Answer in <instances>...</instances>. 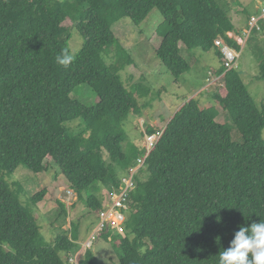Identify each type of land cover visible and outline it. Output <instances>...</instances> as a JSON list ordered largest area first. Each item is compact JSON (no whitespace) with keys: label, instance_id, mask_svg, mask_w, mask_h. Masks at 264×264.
Here are the masks:
<instances>
[{"label":"trees","instance_id":"1","mask_svg":"<svg viewBox=\"0 0 264 264\" xmlns=\"http://www.w3.org/2000/svg\"><path fill=\"white\" fill-rule=\"evenodd\" d=\"M153 10L163 18L155 54L176 80L190 70L183 48L216 50L225 94L213 100L232 114L239 142L229 125L216 121V112L191 99L150 152L145 146L124 149L123 122L138 104L119 72L135 60L121 46L117 66L106 57L117 42L113 27L124 19L137 27ZM233 22L228 5L218 0H0V264H101L91 248L78 256L73 223L69 230L59 227L51 241L44 236L33 208L46 189L23 206L25 190L4 179L21 166L36 175L52 164L58 168L68 189L96 212L90 239L111 245L116 264H218L239 225L264 219V110L237 67L225 72L215 47L220 38L239 54L242 45L234 37L243 40L242 35L250 44L252 29L240 35ZM73 28L83 39L74 58L67 51ZM58 57L69 62L61 65ZM263 59L260 51L264 82ZM79 85L95 92L94 106L71 98ZM154 133L148 128L145 136ZM140 159L144 165L122 212V231L110 224L99 229L105 208L100 192L110 197ZM57 203L59 217L67 218L65 206Z\"/></svg>","mask_w":264,"mask_h":264},{"label":"rangeland","instance_id":"2","mask_svg":"<svg viewBox=\"0 0 264 264\" xmlns=\"http://www.w3.org/2000/svg\"><path fill=\"white\" fill-rule=\"evenodd\" d=\"M218 1L220 4L228 5L235 28L237 24L240 35L248 32L250 17L259 16L261 9H264V0ZM120 22L122 23L113 27L117 42L114 46H109L106 62L109 65L110 63L115 66L118 65L116 62L119 61V52L116 49L119 46L125 49L127 54L135 60V65L125 66L126 68H123L119 75L124 87L128 92L134 94L138 104V109L135 112L132 111L123 122L122 130L126 137L123 143L124 149L129 150L133 146L143 151L145 146L147 152L151 151L148 146V137L153 134L145 136L147 129L153 128L154 134H159L155 135L156 144L161 135V130L165 128L168 121L182 105L191 99L199 101L202 108L216 112L218 114L216 121L220 124L229 125L232 129L233 140L239 142L240 135L232 122V114L223 110L213 100L216 94H220V92L225 94L224 76L217 74L221 68V61L216 50L202 52L199 49L186 50L183 48L182 55L189 64L190 70L176 80L155 54L161 42L160 25L163 23L159 11L153 10L147 19L137 27L133 26L128 19ZM259 27L260 30L257 33L250 32L249 39L251 41L249 45L245 44L244 35L241 36L244 41L236 38L238 44L242 45L236 70L255 104L260 110H264V82L259 79L260 68L258 63L259 52L264 54V20L260 21ZM68 35L70 39L67 42V51L74 58L82 48L83 39L74 28ZM123 59L125 62L126 57L124 56ZM71 98L86 107L94 106L98 100L95 92L87 85L77 86L71 94ZM74 125L76 127L78 123L72 126ZM262 137L264 139V129ZM139 165L143 166L140 163ZM142 168L135 170H138L137 174ZM23 169H25L23 166L19 167L18 171L11 176H5L4 179L10 185L15 182L25 190V196L21 197L23 206H27L31 196L46 189L47 192L43 201L36 210L33 208L34 212L39 213V224L44 236L51 241L59 227L63 230H69L70 224L73 223L77 227V243L81 245V250L77 253L80 258L86 250L91 248L101 264H116L118 258L111 245L101 237L94 242L90 239L93 238L98 222L96 212L88 208L75 193L68 189L58 168L52 164L47 172L39 175L33 174L29 170L22 171ZM128 170L122 174L121 178L127 175ZM145 174L140 172L139 175L145 176ZM112 194L107 197L105 189L100 192V199L104 201V207L109 203L108 199L111 198ZM86 195V192L82 193V197H86ZM57 201L65 206L68 213L67 218L59 217L61 209ZM109 259H111L110 262Z\"/></svg>","mask_w":264,"mask_h":264},{"label":"built area","instance_id":"3","mask_svg":"<svg viewBox=\"0 0 264 264\" xmlns=\"http://www.w3.org/2000/svg\"><path fill=\"white\" fill-rule=\"evenodd\" d=\"M261 20H264V9L261 10V13L259 16H252L249 20V27L252 30L259 31V23ZM251 30V31H252ZM228 36L232 39L233 36L228 34ZM235 38V37H234ZM236 39V38H235ZM215 47L220 52L222 60H223V66L226 71L235 69L237 67V60L239 58V54L236 52L234 48H232L230 45L225 43L222 39L218 38L215 41ZM161 134V133H160ZM159 134H153L150 137H148V146L152 150L154 148V144L156 141V136ZM150 152V150H149ZM140 164L144 165V160H139L136 167L129 169V172L126 176H124L121 179V187L116 190L114 194H112L111 198L109 199V203L105 206L104 210L100 213V229H103L104 224L106 225H112L113 227H116L121 230V226L123 225L125 221V216L123 215V211L127 208V201L129 198V195L132 190L135 189L136 183H135V175L137 174V171H135L137 168H142ZM110 220L112 223H110ZM71 262H73L71 260Z\"/></svg>","mask_w":264,"mask_h":264},{"label":"clouds","instance_id":"4","mask_svg":"<svg viewBox=\"0 0 264 264\" xmlns=\"http://www.w3.org/2000/svg\"><path fill=\"white\" fill-rule=\"evenodd\" d=\"M57 60L61 65L69 62L67 57ZM218 257V264H264V219L239 225L229 246Z\"/></svg>","mask_w":264,"mask_h":264},{"label":"crops","instance_id":"5","mask_svg":"<svg viewBox=\"0 0 264 264\" xmlns=\"http://www.w3.org/2000/svg\"><path fill=\"white\" fill-rule=\"evenodd\" d=\"M234 23V22H233ZM234 26H235V24H234ZM236 27H237V24H236ZM230 35L231 36H234L235 35V33L234 32H232V33H230ZM235 38H237V37H235Z\"/></svg>","mask_w":264,"mask_h":264},{"label":"bare ground","instance_id":"6","mask_svg":"<svg viewBox=\"0 0 264 264\" xmlns=\"http://www.w3.org/2000/svg\"><path fill=\"white\" fill-rule=\"evenodd\" d=\"M262 10V9H261ZM240 48V47H239ZM225 69V68H224ZM237 69V68H236ZM225 72H226V70H225ZM128 172V171H127ZM74 192V191H73ZM110 223H112V221H110ZM101 224V223H100ZM100 226V225H99ZM100 229V228H99ZM106 229V228H105ZM83 250V249H82ZM79 256V255H78Z\"/></svg>","mask_w":264,"mask_h":264}]
</instances>
